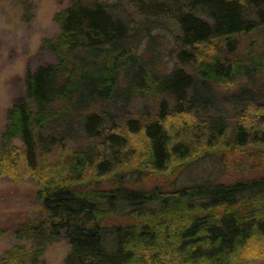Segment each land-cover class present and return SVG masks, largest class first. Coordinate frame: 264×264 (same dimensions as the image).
Here are the masks:
<instances>
[{
	"label": "trees",
	"instance_id": "16d2710c",
	"mask_svg": "<svg viewBox=\"0 0 264 264\" xmlns=\"http://www.w3.org/2000/svg\"><path fill=\"white\" fill-rule=\"evenodd\" d=\"M22 4L29 20L33 0ZM54 19L61 32L44 45L57 61L26 74L0 139V179L34 183L40 208L12 226L29 246L6 248L1 264H40L63 238L65 264L264 257V176L178 181L264 146V87L252 85L264 49L236 55L264 28V0H71ZM161 30L178 31L170 73L141 52ZM154 176L176 185H141Z\"/></svg>",
	"mask_w": 264,
	"mask_h": 264
},
{
	"label": "rangeland",
	"instance_id": "374dc122",
	"mask_svg": "<svg viewBox=\"0 0 264 264\" xmlns=\"http://www.w3.org/2000/svg\"><path fill=\"white\" fill-rule=\"evenodd\" d=\"M71 0H33L35 7L31 17L25 20V9L22 0H0V139L7 124L8 109L25 93L26 74L38 66L55 63L57 56L49 50L44 42L61 32L55 15L64 9ZM169 31H155L150 49L146 40L141 52L153 69L161 73H170L174 66L177 42L175 35ZM255 35V36H254ZM257 35V36H256ZM264 49V28L257 33L244 36L236 55L243 56L249 50ZM255 82V84H254ZM254 88L264 87V77L253 81ZM219 90H223L222 88ZM220 96L227 93L219 91ZM148 102V101H147ZM146 100L135 101L137 109L147 105ZM243 152L233 153L223 167L218 161L206 160L180 174V183H193L217 176L218 182L231 183L242 179L264 176V146L247 148ZM177 181V180H176ZM175 180L161 177H149L141 185L153 187L175 186ZM34 183L23 180L14 183L0 179V229L10 228L0 237V255L8 247L29 243L16 239L11 234L12 226L27 217H35L40 211L35 196ZM70 245L65 238L49 246L40 264H65ZM1 264V260H0ZM237 264H264V257H249Z\"/></svg>",
	"mask_w": 264,
	"mask_h": 264
}]
</instances>
